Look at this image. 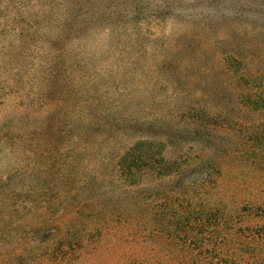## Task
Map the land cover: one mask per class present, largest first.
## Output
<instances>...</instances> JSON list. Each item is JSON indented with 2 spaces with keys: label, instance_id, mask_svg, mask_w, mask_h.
Wrapping results in <instances>:
<instances>
[{
  "label": "trees",
  "instance_id": "obj_1",
  "mask_svg": "<svg viewBox=\"0 0 264 264\" xmlns=\"http://www.w3.org/2000/svg\"><path fill=\"white\" fill-rule=\"evenodd\" d=\"M198 5L0 0V264H264V0Z\"/></svg>",
  "mask_w": 264,
  "mask_h": 264
},
{
  "label": "rangeland",
  "instance_id": "obj_2",
  "mask_svg": "<svg viewBox=\"0 0 264 264\" xmlns=\"http://www.w3.org/2000/svg\"><path fill=\"white\" fill-rule=\"evenodd\" d=\"M195 3H200L201 5H198L196 8H194L193 10L189 9V11L193 12H198V11H203L205 14H214V0H211V2L213 5H208V2L203 1V0H192V4L194 5ZM143 24V27L145 28H149L150 31L154 32L155 35H168L169 33H171L172 31L176 30V28L179 25V22L176 20H172L171 18H164V19H158L155 21H149V19H147L145 16H143V18L141 19ZM190 19L187 17L184 21L185 22L189 21ZM152 23H156V25H153ZM183 24V25H184ZM183 25L181 27H183ZM180 27V28H181ZM179 28V29H180ZM178 29V30H179ZM30 74V73H29ZM24 92L30 93V92H34L35 88L28 86V84H26L24 86Z\"/></svg>",
  "mask_w": 264,
  "mask_h": 264
}]
</instances>
